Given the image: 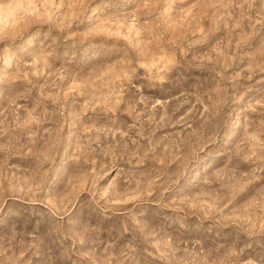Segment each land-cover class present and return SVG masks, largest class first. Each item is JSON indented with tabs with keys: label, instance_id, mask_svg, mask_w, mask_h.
Listing matches in <instances>:
<instances>
[{
	"label": "rangeland",
	"instance_id": "rangeland-1",
	"mask_svg": "<svg viewBox=\"0 0 264 264\" xmlns=\"http://www.w3.org/2000/svg\"><path fill=\"white\" fill-rule=\"evenodd\" d=\"M4 56L0 264H264V0H0Z\"/></svg>",
	"mask_w": 264,
	"mask_h": 264
},
{
	"label": "bare ground",
	"instance_id": "bare-ground-1",
	"mask_svg": "<svg viewBox=\"0 0 264 264\" xmlns=\"http://www.w3.org/2000/svg\"><path fill=\"white\" fill-rule=\"evenodd\" d=\"M6 57L4 56V64H3V67L0 69V71H3L8 65V59ZM67 149H68V146H66V151Z\"/></svg>",
	"mask_w": 264,
	"mask_h": 264
}]
</instances>
